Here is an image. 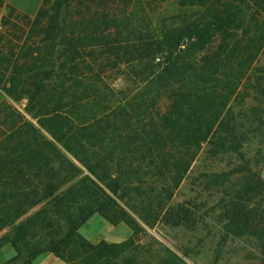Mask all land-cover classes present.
Returning a JSON list of instances; mask_svg holds the SVG:
<instances>
[{
  "label": "trees",
  "instance_id": "obj_1",
  "mask_svg": "<svg viewBox=\"0 0 264 264\" xmlns=\"http://www.w3.org/2000/svg\"><path fill=\"white\" fill-rule=\"evenodd\" d=\"M75 1L46 0V6L39 10L34 21L41 36L36 56L30 55L23 63L17 62L6 89L0 86L11 98H26L31 105L29 111L37 108L34 118L38 123V127L35 126L6 102L0 106V125L10 131L0 143V230L9 226L15 228L27 214V207L45 205L46 201L47 205L59 208V214L68 213L70 218L62 239L38 243L34 250L29 249L30 255L23 264H34L44 253H51L67 264H118L122 254L134 252L133 237L118 244H92L79 233L81 226L95 214H100L113 226L132 222L97 184L99 182L115 195L121 187L113 179L107 163L112 161V155L106 159L102 151H90L95 145L89 140L108 134L111 124L98 122L95 133L93 121L77 122L87 104L93 101L104 105L110 101L109 95L101 89H109L105 76L108 66L117 60L125 57L129 60L128 67L136 64L131 69L137 77L141 76L145 87L132 98L128 107H122L125 115L128 117L131 112L135 121H127L126 129L121 127L125 133L113 130L112 135L118 140L112 138L110 142L135 147L137 152L132 153L133 160L148 161L149 166L158 171L156 176L172 167L179 171L186 169L205 147L214 156L238 153L252 139L264 138V115H261L264 108L248 109V114L246 109L236 112L231 105L241 87L244 68L264 47V0H220L219 8H213V4L208 8L211 20L170 30L136 53L128 50L123 53L119 47L110 45V35H106L111 30L109 25L101 30L92 15L76 12ZM249 4L250 10H245ZM248 11H252L258 37L243 46L227 42V37L242 28L245 20L241 17ZM75 14L80 19H75ZM244 33L248 36L247 31ZM218 35L224 37L219 48L197 60L198 54ZM233 62H238L239 75H233ZM143 67L148 71L142 72ZM163 99L168 106L161 112L157 107ZM155 115L150 126L141 120V117L147 120ZM136 122L139 125H135ZM63 151L79 161L97 182L84 176L69 185L84 171L68 161ZM141 170L130 166L120 172L135 175ZM229 176L219 175L217 182H227ZM29 177L45 182L40 190L42 201L32 200L36 195L35 187L32 190L9 189L13 180ZM244 178V183L234 192V205L227 212L239 222L245 218L242 202L256 198L264 190L260 172L254 171ZM75 210L78 215L71 214ZM188 214L187 207H180L175 216L177 224H184ZM41 215L42 212L37 217ZM27 236L25 225H21L15 239L8 241L17 256L22 251L20 243L25 248L28 246ZM2 246L0 244V248ZM179 259L174 255L169 261L180 264ZM134 263L133 259L126 261V264Z\"/></svg>",
  "mask_w": 264,
  "mask_h": 264
},
{
  "label": "rangeland",
  "instance_id": "obj_2",
  "mask_svg": "<svg viewBox=\"0 0 264 264\" xmlns=\"http://www.w3.org/2000/svg\"><path fill=\"white\" fill-rule=\"evenodd\" d=\"M193 1L77 0L74 2V9L77 13L92 15L95 22L101 26V30L103 26L109 25L111 30L106 32V35H110V45L119 47L123 53L126 50L136 53L143 45L170 30L211 20L212 15L208 8L212 4L213 8H219L220 3V0H204L202 3ZM45 6L46 0H0V86L3 89L8 86L14 65L17 62H25L30 55L36 56L41 36L39 29L34 26V21L39 10ZM245 6L248 7L247 4ZM250 8L251 4L245 10ZM251 13L252 11H248L246 16L241 17L245 20L242 22V28L237 31L238 33H234L237 34L235 38L234 35L227 37V42H237L243 46L258 37ZM75 19L73 21H76ZM245 31L248 32V36L245 35ZM223 39V35H218L206 50L198 54L197 60L215 52ZM258 52L255 60L244 68L241 87L232 99L231 105H234L236 112L246 109L249 114L248 109L264 108V47ZM127 61L129 60L124 57L108 66L105 77L109 89L101 90L109 95L110 101L106 100L107 103L104 105L92 101L84 107V112L77 119L78 123L93 121L94 131L99 126L98 122L100 125L111 124V128L106 130L108 134L98 136L96 139L91 138L89 143L95 145L90 147L91 152L102 151L106 159L112 155V161L107 163L112 169L113 179L121 185L118 193L115 195L101 186L69 153L63 151V154L68 161L84 171V174L79 175L69 185L75 184L84 176L91 177L116 201L117 206L127 213L132 222L113 226L100 214H95L93 220L90 222L88 220L81 226L80 235L92 244L100 242L118 244L133 237L134 252L122 254L117 260L118 264H126V261L131 259L135 261L134 264H172L169 259L174 255L180 258V264H264V190L256 198L242 202L245 215L242 222L233 220L232 213H227L234 205V192L244 183L245 175L257 171L264 179V138L252 139L238 153L214 156L205 147L195 155V159L186 169L179 171L172 167L165 169L163 175L156 176L158 171L152 169L148 161L133 160L132 153L137 152L135 147H122L120 144L110 142L112 138L118 140L117 136L112 135L113 130L125 133L121 127L126 129L127 121H135L131 112L128 117L125 115L122 107H128L132 98L143 92L145 87L141 76L137 77L131 69L136 64L128 67ZM233 63V75L234 73L239 75L238 62ZM147 71L148 68H142V72ZM5 94V102L12 110L38 127L34 118L37 108L29 111L31 105L29 106L26 98L15 99ZM167 106V100L163 99L157 109L164 112ZM153 113L155 114L156 110ZM155 118L156 115L149 116L147 120L141 117V120L150 126ZM135 125H139L138 122ZM3 129L5 135L0 143L10 134L5 126ZM46 135L52 140L48 134ZM101 138L105 141H100ZM130 166L133 169L140 167L141 173L127 175L120 172L121 169ZM222 174L230 176L227 182L219 183L217 177ZM44 186V181L29 177L26 180L21 178L13 180L9 189L20 187L32 190L35 187L36 195L32 196V200L42 201L40 190ZM74 198L77 202V198ZM47 202L45 205L42 203L27 207V214L20 221L28 217L23 224L18 222L15 228L9 226L0 230V244L3 245L0 248V264H23L30 255L29 249L34 250L38 243L59 241L65 236L67 221L70 220L69 214H59V208L47 205ZM182 206L187 207L189 214L185 223L178 225L175 216ZM41 212L42 215L37 217ZM71 214L79 213L75 210ZM21 225L26 227L28 246L25 248L20 243L22 251L20 256H17L8 241L15 239ZM47 256L49 259H46L44 264H67L61 260L56 261L58 258L51 253L38 256L34 262Z\"/></svg>",
  "mask_w": 264,
  "mask_h": 264
},
{
  "label": "crops",
  "instance_id": "obj_3",
  "mask_svg": "<svg viewBox=\"0 0 264 264\" xmlns=\"http://www.w3.org/2000/svg\"><path fill=\"white\" fill-rule=\"evenodd\" d=\"M5 101H6V94H5V92L3 91V89L0 87V106H1ZM4 135H5V133H4V129H3V127L0 126V140L2 139V137H3ZM91 220H93V217H91V218L89 219V222H90ZM90 240L93 241L92 238H90ZM46 259H49L48 256H47V257H41V258L37 259V261H35L34 264H36V263H37V264H44V262H45ZM50 260H51V259H50ZM56 261H60V260L57 259Z\"/></svg>",
  "mask_w": 264,
  "mask_h": 264
}]
</instances>
